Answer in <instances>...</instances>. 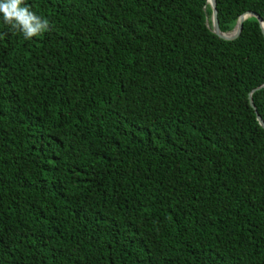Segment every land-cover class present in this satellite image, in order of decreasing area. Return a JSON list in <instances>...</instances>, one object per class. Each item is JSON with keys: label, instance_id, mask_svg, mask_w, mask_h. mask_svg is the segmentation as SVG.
<instances>
[{"label": "trees", "instance_id": "obj_1", "mask_svg": "<svg viewBox=\"0 0 264 264\" xmlns=\"http://www.w3.org/2000/svg\"><path fill=\"white\" fill-rule=\"evenodd\" d=\"M215 2L222 33L264 22ZM25 3L50 29L0 18V264H264L256 18L226 41L207 0Z\"/></svg>", "mask_w": 264, "mask_h": 264}, {"label": "clouds", "instance_id": "obj_2", "mask_svg": "<svg viewBox=\"0 0 264 264\" xmlns=\"http://www.w3.org/2000/svg\"><path fill=\"white\" fill-rule=\"evenodd\" d=\"M3 23L22 34L25 40L40 36L50 29V22L31 10L25 0H0Z\"/></svg>", "mask_w": 264, "mask_h": 264}, {"label": "water", "instance_id": "obj_3", "mask_svg": "<svg viewBox=\"0 0 264 264\" xmlns=\"http://www.w3.org/2000/svg\"><path fill=\"white\" fill-rule=\"evenodd\" d=\"M207 4H209V6L211 7V10H212L211 17H210V21H211L210 31L214 35H216L218 38H220L222 40H226V41H230V40L236 39L239 36L240 32H241L243 22L249 17L256 18V20L258 21L259 26L261 28L262 35L264 37V22L262 21V19L257 14L252 13V12H246L245 14L241 15L238 18L237 23H236L234 29L232 30V32L222 33L220 31V29H219V26H218L215 0H207ZM205 25L207 26V28H209L207 20H206ZM261 88H264V84L262 86L258 87L257 89L253 90L250 94H252L254 91L259 90ZM249 103H250L251 108L253 110H255L251 99H249ZM256 120L258 121L260 127L264 130V122L262 121V119L258 115H256Z\"/></svg>", "mask_w": 264, "mask_h": 264}]
</instances>
